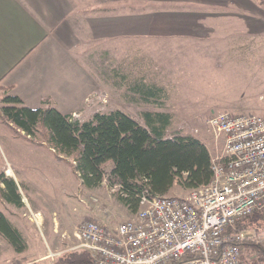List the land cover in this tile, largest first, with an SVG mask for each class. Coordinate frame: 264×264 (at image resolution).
Instances as JSON below:
<instances>
[{
    "label": "crops",
    "instance_id": "0c3cea01",
    "mask_svg": "<svg viewBox=\"0 0 264 264\" xmlns=\"http://www.w3.org/2000/svg\"><path fill=\"white\" fill-rule=\"evenodd\" d=\"M124 38L155 40L149 53L173 56L163 62L178 64L181 71H211L220 56L261 71L264 5L260 0H0V99L16 95L26 107H53L75 119L119 110L84 116L98 102L88 107L83 99L96 87L117 90V75L109 71L123 69L103 68L97 74L92 54L106 56L110 53L102 46ZM139 55L135 50L140 64L135 71L160 70L155 57L143 62ZM105 71L110 75H102ZM42 220L38 216L37 226L45 225ZM65 223L51 222L54 238L78 224ZM46 257L41 252L33 262Z\"/></svg>",
    "mask_w": 264,
    "mask_h": 264
},
{
    "label": "rangeland",
    "instance_id": "374dc122",
    "mask_svg": "<svg viewBox=\"0 0 264 264\" xmlns=\"http://www.w3.org/2000/svg\"><path fill=\"white\" fill-rule=\"evenodd\" d=\"M156 43L153 39L135 38H124L112 43L110 41L107 46H102L110 54L101 58L92 54V60L95 73L103 68L110 70L120 67L124 71L128 68L137 73L139 70L137 68L135 71V64L138 65L139 62H135V50H139L137 58H142L143 62H147L150 56L155 57L160 70H146L144 73L158 84H163L165 94L161 105L130 102L122 96L121 89L96 87L83 101L88 107L98 102L94 103L98 107L91 108L90 113L84 112L83 115L91 116L95 110L112 108H118L134 119L142 111L166 112L171 116L169 133L179 132L197 138L212 156L215 151L221 150L222 140H214L208 132V118L218 113L255 114L264 117V68L261 71L251 70L247 63L231 61V56H220L211 71H181L176 69L178 64L166 60L163 62V58L173 56L149 53L150 48L156 47ZM148 68L153 70L152 65ZM110 73L105 71L102 75L108 76ZM102 75L100 73V77ZM93 78L97 79L94 74ZM87 119L89 118H78L79 121ZM105 169L108 171L110 165H106ZM7 171L10 175H7ZM2 175L13 180L17 195L20 200L22 197L25 199L24 203L13 202L14 194L9 188L11 180ZM114 190L106 182L94 189L85 188L69 161L58 160L48 146L26 139L0 118V211L22 232L25 245L23 251L15 252L0 236V264H51L58 256L74 251L72 247L76 241L73 233L81 221L94 219L114 227L132 218L133 214L119 202ZM190 191L175 183L166 196L186 197ZM33 214L35 219L39 216L44 220L41 223L45 224L43 227L37 226ZM54 220L66 222L65 225L78 224L70 234L57 239L50 233V224ZM244 233L262 235L264 219L247 224ZM260 238L262 242L259 245L264 246V238ZM44 251L46 259L33 262ZM250 252L249 249L243 250L242 257L248 262L257 258L256 253Z\"/></svg>",
    "mask_w": 264,
    "mask_h": 264
},
{
    "label": "trees",
    "instance_id": "16d2710c",
    "mask_svg": "<svg viewBox=\"0 0 264 264\" xmlns=\"http://www.w3.org/2000/svg\"><path fill=\"white\" fill-rule=\"evenodd\" d=\"M132 70V69H131ZM119 70L117 89L122 96L141 104L161 105L165 94L162 86L141 71ZM0 118L26 139L48 146L58 160L69 161L85 188L94 189L106 182L118 186L117 199L131 214L138 209L141 194L166 196L175 183L184 189H196L209 183L211 156L197 138L182 133H169L170 114L140 112L137 119L121 110L97 112L79 121L53 107L30 108L16 95L5 93L0 99ZM110 165V169H105ZM3 178H6L2 175ZM13 202L20 204L11 178ZM264 219V210L239 219L234 230L244 232L247 224ZM0 236L15 252L24 250L21 232L0 211ZM246 250L257 254L240 264H264V246L242 242ZM51 264H93L83 250L58 256Z\"/></svg>",
    "mask_w": 264,
    "mask_h": 264
},
{
    "label": "built area",
    "instance_id": "2783aa9c",
    "mask_svg": "<svg viewBox=\"0 0 264 264\" xmlns=\"http://www.w3.org/2000/svg\"><path fill=\"white\" fill-rule=\"evenodd\" d=\"M206 126L222 140L221 150L210 154L208 184L186 197L143 193L132 218L114 227L83 220L72 250L87 252L93 264H240L242 242L259 245L264 238L226 233L264 210V117L218 113Z\"/></svg>",
    "mask_w": 264,
    "mask_h": 264
}]
</instances>
